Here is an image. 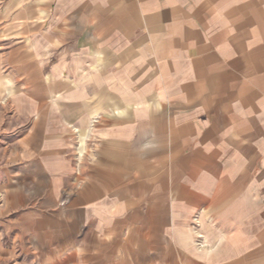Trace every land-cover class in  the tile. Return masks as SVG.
Instances as JSON below:
<instances>
[{"label": "crops", "instance_id": "crops-1", "mask_svg": "<svg viewBox=\"0 0 264 264\" xmlns=\"http://www.w3.org/2000/svg\"><path fill=\"white\" fill-rule=\"evenodd\" d=\"M1 4L0 264H264V0Z\"/></svg>", "mask_w": 264, "mask_h": 264}, {"label": "rangeland", "instance_id": "rangeland-1", "mask_svg": "<svg viewBox=\"0 0 264 264\" xmlns=\"http://www.w3.org/2000/svg\"><path fill=\"white\" fill-rule=\"evenodd\" d=\"M3 0H0V49H3L4 47V40H7L9 38V34H10V30H9V26L6 20H4V6L1 4ZM3 102H0V104L2 105ZM6 116L1 117L2 119H5Z\"/></svg>", "mask_w": 264, "mask_h": 264}]
</instances>
